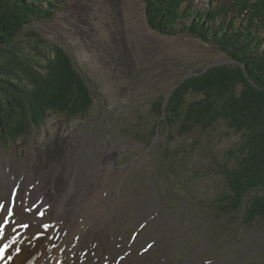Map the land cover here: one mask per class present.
Returning a JSON list of instances; mask_svg holds the SVG:
<instances>
[{
	"label": "rangeland",
	"instance_id": "rangeland-1",
	"mask_svg": "<svg viewBox=\"0 0 264 264\" xmlns=\"http://www.w3.org/2000/svg\"><path fill=\"white\" fill-rule=\"evenodd\" d=\"M194 1L203 9L210 0ZM51 17L31 28L45 39L41 46L48 54L53 43L67 51L89 85L93 106L86 117L73 119L67 130L58 113L46 117L42 126L46 124L47 133L43 127L36 135L8 142L0 130V202L8 200L7 190L12 196L21 179L25 186L38 180L35 193L46 200L52 184L42 171L55 168L58 156L52 150L59 144L67 147L68 161L59 162L49 198L60 189L55 178L69 180L67 170L77 173L69 175L75 186L67 203L75 205L83 215L82 224L89 227L71 264H264V220L229 224L214 205L215 195L226 189L218 164L233 163L228 150L238 143L240 133L219 121L190 133L161 128L153 138L140 134L144 126L151 128L156 122L150 111L154 100L166 96L184 75L229 63L227 57L213 43L194 36L150 29L142 0H67L53 8ZM29 38L19 35L25 51L31 50ZM146 140L152 141L151 149H145ZM165 146L168 156L161 153ZM108 149L114 161L104 158ZM19 192L23 193L21 185ZM80 200L85 203L77 206ZM38 207L33 212L25 207L29 214L25 222ZM39 210L29 221L40 223L35 219ZM61 216L67 218L65 213ZM100 217L103 222L93 224ZM220 220L226 237L218 239ZM14 225L5 223L4 239L13 232L18 235L13 241L25 240L26 229Z\"/></svg>",
	"mask_w": 264,
	"mask_h": 264
},
{
	"label": "trees",
	"instance_id": "trees-1",
	"mask_svg": "<svg viewBox=\"0 0 264 264\" xmlns=\"http://www.w3.org/2000/svg\"><path fill=\"white\" fill-rule=\"evenodd\" d=\"M66 1L0 0V130L5 136L25 135L50 110L73 117L92 105L86 80L69 54L56 43L48 45V54L41 46L45 39L31 28L51 21L53 8ZM142 1L150 29L213 43L229 60L177 82L165 106V95L154 100L151 134L157 127L180 134L207 130L219 121L239 132L240 140L228 150L235 160L218 164L226 191L215 196L214 205L229 224L264 220V0H232L229 7L204 10L192 2L184 5L187 0ZM22 33L30 37V51L19 43ZM189 95L196 97L188 100ZM169 152L165 146L164 156Z\"/></svg>",
	"mask_w": 264,
	"mask_h": 264
},
{
	"label": "bare ground",
	"instance_id": "bare-ground-1",
	"mask_svg": "<svg viewBox=\"0 0 264 264\" xmlns=\"http://www.w3.org/2000/svg\"><path fill=\"white\" fill-rule=\"evenodd\" d=\"M61 178L64 177L55 178L60 189L53 194L50 205H46V202H43V200L33 198L35 196V184L28 183L25 186L21 183L23 193L16 192L14 199L8 205L11 210L2 215V210L0 209V220L2 221L0 222V264H71L76 254H80L79 248L77 249L76 246L81 237L89 235V227L82 224L83 215L78 214V210L74 209L75 205L72 206L67 203V198L75 186L74 179L62 180ZM35 200L37 203L34 205L33 202ZM4 202L6 203L7 201ZM84 203V201L80 200L77 206H82ZM5 205L7 204L2 205V208ZM36 206L46 208L42 217L37 220L49 224L48 228L38 229L41 225L36 221L33 223L34 219L30 220V224H24V217L29 215L25 207H31V212H33ZM63 206L65 207L64 210ZM62 213L67 215L66 219L62 218ZM1 216H5L6 219L3 220ZM13 221L15 222V228L26 229L24 234L25 240L13 241L18 236L13 232L10 239H4L6 232L4 225L6 222L10 223ZM102 222L103 219L100 217L96 218L93 224L98 225V223ZM35 224H37L36 234ZM127 251L128 246H124L123 255ZM139 251L142 255L143 251ZM86 252L83 256L86 255ZM89 256H87V259Z\"/></svg>",
	"mask_w": 264,
	"mask_h": 264
}]
</instances>
